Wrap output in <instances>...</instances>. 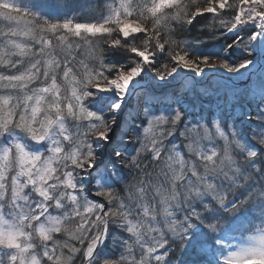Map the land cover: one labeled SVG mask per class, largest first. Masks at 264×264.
I'll return each instance as SVG.
<instances>
[{
  "label": "snow or ice",
  "instance_id": "snow-or-ice-1",
  "mask_svg": "<svg viewBox=\"0 0 264 264\" xmlns=\"http://www.w3.org/2000/svg\"><path fill=\"white\" fill-rule=\"evenodd\" d=\"M0 264H264V0H0Z\"/></svg>",
  "mask_w": 264,
  "mask_h": 264
}]
</instances>
